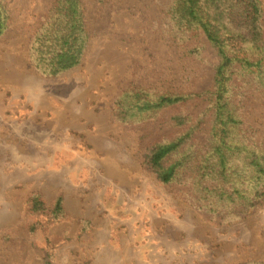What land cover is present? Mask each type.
<instances>
[{"label":"rangeland","instance_id":"obj_1","mask_svg":"<svg viewBox=\"0 0 264 264\" xmlns=\"http://www.w3.org/2000/svg\"><path fill=\"white\" fill-rule=\"evenodd\" d=\"M1 1L10 23L0 34V264L264 261V204L217 220L184 179L162 182L146 164V148L173 132L179 109L141 124L118 114L124 89L194 92L212 84L215 52L200 38L175 37L171 0H82L85 53L50 76L30 52L53 0ZM203 106L189 101L194 112ZM242 110L264 145V95ZM209 128L207 119L195 135L202 141ZM33 195L48 206L61 198L62 215L33 212Z\"/></svg>","mask_w":264,"mask_h":264},{"label":"trees","instance_id":"obj_2","mask_svg":"<svg viewBox=\"0 0 264 264\" xmlns=\"http://www.w3.org/2000/svg\"><path fill=\"white\" fill-rule=\"evenodd\" d=\"M9 14L0 0V34L10 23ZM167 16L180 41L200 38L214 50L209 61L212 84L194 92L177 87L124 89L117 99L118 114L123 121L141 124L167 108H178L172 116L173 132L146 148V164L162 182L184 179L196 202L217 220L244 217L264 204V145L242 110L245 100L264 95V3L171 0ZM88 36L82 0H53L32 34L30 57L42 74H60L81 62ZM184 46L198 52V46ZM195 98L204 103L199 112L189 107ZM207 119L210 128L201 141L195 132ZM30 209L50 211L55 218L63 212L61 198L48 206L39 195L31 197ZM44 264L53 263L46 259Z\"/></svg>","mask_w":264,"mask_h":264}]
</instances>
